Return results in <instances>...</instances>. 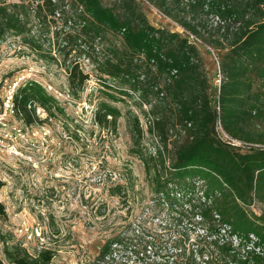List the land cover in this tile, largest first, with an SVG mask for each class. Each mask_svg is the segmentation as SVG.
<instances>
[{"label": "rangeland", "instance_id": "1", "mask_svg": "<svg viewBox=\"0 0 264 264\" xmlns=\"http://www.w3.org/2000/svg\"><path fill=\"white\" fill-rule=\"evenodd\" d=\"M138 2L154 25L197 43L212 87V104L217 105L219 49L186 31L180 24L182 7L176 2ZM203 22L213 32L214 19ZM58 33L54 26L40 33V47L13 34L0 42V201L6 208L0 216V264H14L5 255L6 245L13 244L32 255L50 250L51 264H207L208 257L212 264H230L219 259L218 239L207 234L200 221L202 182L188 200H166L158 194V182L165 178L170 160L167 157L163 166L156 156L160 147L168 153L166 143L151 130L153 118L147 113L151 105L141 103L138 93L126 94L128 86L96 67L108 46H120L121 40L107 34L96 42L91 58L79 57L89 78L76 95L66 67L76 51L65 57L59 49L63 33L59 38ZM28 81L41 84L56 100L50 111L33 102L32 124L18 118L15 108L12 112L5 107L8 91L14 88L15 93ZM151 96L155 104L158 98ZM101 105L117 110L115 122L111 115L103 124L95 121ZM136 117L142 130L139 135ZM217 129L226 138L220 124ZM178 130L170 129L169 149ZM248 146L243 144L241 149ZM245 209L264 228V204L255 200ZM260 216L263 219L258 220ZM123 237L128 248L113 244L111 255L102 259L108 243ZM231 240L237 247L239 239Z\"/></svg>", "mask_w": 264, "mask_h": 264}, {"label": "trees", "instance_id": "2", "mask_svg": "<svg viewBox=\"0 0 264 264\" xmlns=\"http://www.w3.org/2000/svg\"><path fill=\"white\" fill-rule=\"evenodd\" d=\"M171 1L182 7L180 24L186 31L220 51L221 80L215 106L197 43L154 25L138 0H0V42L13 34L40 47L42 34L54 26L58 38L63 33L59 49L64 56L76 51L66 67L69 86L77 95L89 78L79 57L91 58L96 42L107 34L118 37L121 45L108 46L96 67L128 86L126 94L138 93L141 103L151 105L147 112L153 118L151 130L166 143L168 153L160 147L156 156L163 166L167 157L170 160L165 178L158 182V194L166 200H188L202 182L200 221L205 232L218 239L219 259L230 264H264L263 224L249 218L245 209L255 200L264 204V0ZM209 17L214 19L213 32L203 22ZM152 93L158 98L155 104ZM33 102L50 111L56 100L35 81L20 84L14 93V108L26 124L34 122ZM117 114L116 109L101 105L95 121L103 124L111 115L115 122ZM135 122L139 135L138 117ZM219 124L234 143L219 135ZM176 127V142L169 149V132ZM243 144L249 145L248 150L241 149ZM2 187L0 181V191ZM5 214L0 201V216ZM251 235L257 238L252 245ZM233 236L239 239L237 247ZM119 243L126 249L129 246L124 237L116 238L102 251V259ZM5 255L14 264H51L53 258L50 250L32 255L20 244L6 245ZM206 263L212 264V258Z\"/></svg>", "mask_w": 264, "mask_h": 264}, {"label": "built area", "instance_id": "3", "mask_svg": "<svg viewBox=\"0 0 264 264\" xmlns=\"http://www.w3.org/2000/svg\"><path fill=\"white\" fill-rule=\"evenodd\" d=\"M14 88L13 89H10L9 91H8V98H7V102H5V107H6V111L8 110V109H10L12 112L14 111V103H13V97H14ZM222 131V130H221ZM222 132H224V131H222ZM225 136H226V140H228V136H227V134L224 132L223 133ZM229 142H231L232 141V143H234V141L233 140H231L230 138H229ZM251 238H252V241H251V245L252 244H254L255 243V241H256V237L254 236V235H251ZM254 247H255V245H254ZM256 250L258 251V252H261V250L259 249V247H256Z\"/></svg>", "mask_w": 264, "mask_h": 264}]
</instances>
